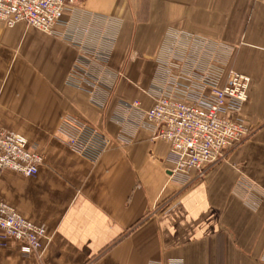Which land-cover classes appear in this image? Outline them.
I'll return each instance as SVG.
<instances>
[{"label":"crops","instance_id":"crops-1","mask_svg":"<svg viewBox=\"0 0 264 264\" xmlns=\"http://www.w3.org/2000/svg\"><path fill=\"white\" fill-rule=\"evenodd\" d=\"M64 22L0 21V126L43 157L36 176L0 170V200L49 235L25 254L0 230V264H264V0H88ZM75 41L106 50L103 105L68 82ZM207 65L250 77V135L186 183L128 104L147 110L169 76ZM65 116L109 135L95 161L67 145Z\"/></svg>","mask_w":264,"mask_h":264},{"label":"built area","instance_id":"built-area-1","mask_svg":"<svg viewBox=\"0 0 264 264\" xmlns=\"http://www.w3.org/2000/svg\"><path fill=\"white\" fill-rule=\"evenodd\" d=\"M87 1L0 0V21L10 27L25 23L43 32L55 33L56 26L65 23V15L74 13ZM76 44L80 45V53L68 82L85 87L91 100L103 105L104 90L111 86L96 66H105L106 50ZM203 67L202 72L169 76L157 88L155 102L147 110L137 100L128 104L130 109L144 112L145 118L154 124L156 138L169 143L172 176L186 183L194 176L204 175L250 135V128L241 115L249 98L250 77L230 70L223 81V74L216 66ZM60 132L72 150L92 161L112 142L108 134L75 116L62 118ZM42 162V155L30 146L24 134L0 126V170L36 176ZM0 230L4 239L16 240L25 254L40 252L49 238L44 226L1 200Z\"/></svg>","mask_w":264,"mask_h":264}]
</instances>
